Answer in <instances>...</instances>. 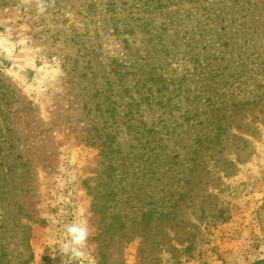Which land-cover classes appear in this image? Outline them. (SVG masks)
<instances>
[{"label": "rangeland", "instance_id": "obj_1", "mask_svg": "<svg viewBox=\"0 0 264 264\" xmlns=\"http://www.w3.org/2000/svg\"><path fill=\"white\" fill-rule=\"evenodd\" d=\"M97 1L0 0V264L264 260V0Z\"/></svg>", "mask_w": 264, "mask_h": 264}, {"label": "clouds", "instance_id": "obj_2", "mask_svg": "<svg viewBox=\"0 0 264 264\" xmlns=\"http://www.w3.org/2000/svg\"><path fill=\"white\" fill-rule=\"evenodd\" d=\"M38 11H45L44 0H39ZM90 236L89 227L85 222H71L65 226V236L61 243L63 253L69 255L74 264H79L85 255L84 249Z\"/></svg>", "mask_w": 264, "mask_h": 264}, {"label": "trees", "instance_id": "obj_3", "mask_svg": "<svg viewBox=\"0 0 264 264\" xmlns=\"http://www.w3.org/2000/svg\"><path fill=\"white\" fill-rule=\"evenodd\" d=\"M150 1H153V0H150ZM138 2V1H137ZM134 4L136 6H138V4L136 2H134ZM103 6H105V11L106 12H109V11H115L116 8H118V4H117V0H105V2H103ZM89 9H96L99 7V1L97 0H90V3L88 4L87 6ZM114 20V19H113ZM112 32L115 33V34H118L119 31H118V27L114 26V28L112 29ZM82 49V48H81ZM90 50V48H87ZM95 49L92 48V51L91 52H94ZM86 63H90L89 61L86 62ZM123 75V74H122ZM256 264H264V260L262 261H259L257 262Z\"/></svg>", "mask_w": 264, "mask_h": 264}]
</instances>
